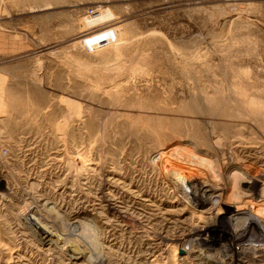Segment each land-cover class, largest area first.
<instances>
[{"label":"rangeland","instance_id":"obj_1","mask_svg":"<svg viewBox=\"0 0 264 264\" xmlns=\"http://www.w3.org/2000/svg\"><path fill=\"white\" fill-rule=\"evenodd\" d=\"M0 264H264V0H0Z\"/></svg>","mask_w":264,"mask_h":264},{"label":"bare ground","instance_id":"obj_2","mask_svg":"<svg viewBox=\"0 0 264 264\" xmlns=\"http://www.w3.org/2000/svg\"><path fill=\"white\" fill-rule=\"evenodd\" d=\"M204 164V163H203ZM241 166V165H240ZM216 175V174H215ZM248 176V175H247ZM258 176V175H257ZM257 176H254V178H251V179H248V180H244L243 182H241L239 185H238V187L237 188H239V190L240 191H242L243 192V190H245V189H252L253 188V185L254 186H256V184L258 183V181H257ZM185 179V178H184ZM177 180V179H176ZM199 182H188V184H189V186H190V188L192 187V189L194 190V192H193V195H195L194 196V199H196V200H198L199 202L200 201H203V202H207V201H209L207 198H206V196H207V193H206V188H205V185H201V183L200 184H198ZM177 185V184H176ZM233 186V185H232ZM217 187V190H213L212 191V193L213 194H216L217 195V198H219V197H225L226 196V193L228 192H231L230 193V195H232V196H235V195H233L232 194V187L231 188H229V189H225L222 185H221V187H218V186H216ZM188 188V187H187ZM189 190V189H188ZM229 190V191H228ZM234 190V189H233ZM236 190V189H235ZM185 192V191H184ZM190 192V191H189ZM187 193V192H186ZM239 193V192H238ZM251 193V192H250ZM242 195H243V193H242ZM244 196V195H243ZM236 198L237 197H239L238 195H236L235 196ZM244 197H246V196H244ZM253 197V196H252ZM243 198V197H242ZM250 198V197H249ZM216 199V198H215ZM221 199V198H220ZM233 199V198H232ZM217 200V199H216ZM220 201H217L216 203H214V204H216L217 206H219V204L221 203H219ZM220 207V206H219ZM232 222V221H231ZM230 222V223H231ZM227 223V222H226ZM240 225V224H239ZM247 226V225H246ZM230 228H231V226H229ZM229 228V229H230ZM197 234H200L199 233V231L197 230L196 232H195V235H197ZM236 254V253H235Z\"/></svg>","mask_w":264,"mask_h":264}]
</instances>
